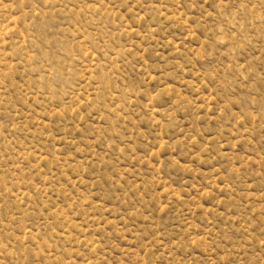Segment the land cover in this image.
<instances>
[{"label": "rangeland", "instance_id": "1", "mask_svg": "<svg viewBox=\"0 0 264 264\" xmlns=\"http://www.w3.org/2000/svg\"><path fill=\"white\" fill-rule=\"evenodd\" d=\"M0 264H264V0H0Z\"/></svg>", "mask_w": 264, "mask_h": 264}]
</instances>
